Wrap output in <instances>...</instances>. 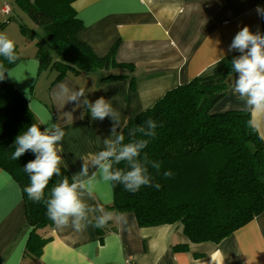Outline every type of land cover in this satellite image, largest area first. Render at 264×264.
Returning a JSON list of instances; mask_svg holds the SVG:
<instances>
[{
	"label": "crops",
	"instance_id": "obj_1",
	"mask_svg": "<svg viewBox=\"0 0 264 264\" xmlns=\"http://www.w3.org/2000/svg\"><path fill=\"white\" fill-rule=\"evenodd\" d=\"M15 1L0 0V21L4 19L3 7ZM257 5L264 7V0H76L72 7L82 25L77 39L99 58L118 43L114 63L125 67L91 74L89 86L79 85L86 82L83 75L69 74L51 82L54 73L39 69L35 40L25 41V35L12 29L10 23L4 31L16 43L23 41L19 46L23 58L4 74V80L27 99L40 124L49 117L57 122L51 92L61 82H68L84 89L90 101L101 96L111 99L121 113L117 131H122L168 90L211 75L221 51L225 56L236 53L227 49L240 28L247 25L255 33L259 27L264 34ZM217 38L220 43L214 46ZM108 75L122 78L104 82L102 78ZM74 106L70 103L63 111ZM228 110L248 111L264 146V112L246 110L232 88L214 107V112ZM81 114L82 119L65 128L62 141L61 155L67 167L62 165L70 176L81 169L82 155L103 148L102 139L109 136L112 127L109 118L89 123L82 107L73 113L74 117ZM112 202V185L104 183L87 199L90 205L103 209ZM30 230L21 191L0 169V264H126L128 260L134 264H264V209L219 243L191 242L177 222L140 228L132 213H112L106 227L89 226L83 232L71 228L58 231L51 221L50 240L34 263L23 258Z\"/></svg>",
	"mask_w": 264,
	"mask_h": 264
},
{
	"label": "trees",
	"instance_id": "obj_2",
	"mask_svg": "<svg viewBox=\"0 0 264 264\" xmlns=\"http://www.w3.org/2000/svg\"><path fill=\"white\" fill-rule=\"evenodd\" d=\"M75 2L16 0L7 13L2 12L0 33L14 41L17 60L10 64L0 56V72H8L23 58L19 55V45L4 31L6 24L20 20L16 10L34 24L29 30L27 23L20 22L21 35L32 32L31 36L37 39L35 31L41 29L44 33L34 41L35 58L41 71L54 73L51 82L69 74L89 76L101 70L125 67L114 63L118 43L105 57L99 58L77 39L82 25L72 7ZM237 55L238 52L225 56L221 63H216L211 75L196 77L168 90L124 127L122 132L127 142L129 129L143 125L148 119L157 123L156 135L147 138L149 143L144 152L150 161L160 163V169L149 166L152 186L141 187L136 193L126 191L123 185L111 184L113 202L104 207L105 211L116 215L132 213L140 228L177 222L191 242L213 243H219L262 212L264 146L251 115L244 110L214 112L215 105L233 88L236 74L230 61ZM120 78L122 76L108 75L102 80ZM81 107L88 122L94 123L87 109ZM32 123L42 126L31 112L27 99L11 84L0 81V169L21 191L25 221L31 228L23 258L34 263L50 240L51 220L46 215L45 205L33 202L24 192L30 181L23 168L34 155L26 152L18 160L11 159L16 136ZM137 138L142 137L137 134ZM117 167L126 166L121 163ZM169 170L173 175L165 177L163 173ZM61 174L49 182L46 198L58 180L63 176L71 177L63 165Z\"/></svg>",
	"mask_w": 264,
	"mask_h": 264
},
{
	"label": "clouds",
	"instance_id": "obj_3",
	"mask_svg": "<svg viewBox=\"0 0 264 264\" xmlns=\"http://www.w3.org/2000/svg\"><path fill=\"white\" fill-rule=\"evenodd\" d=\"M255 11L264 20V7L257 5ZM219 43L217 38L214 46ZM233 51L239 53L230 61L231 69L236 74L233 94L243 102L246 110L264 112V34L259 27L255 33L247 25L240 28L227 49L229 53ZM0 56L10 64L17 60L14 41L4 33H0ZM224 58L225 53L221 51L216 63H221ZM4 73L0 72V81L5 79ZM51 98L57 108V122H53L51 117L41 121L43 131L42 126L32 123L14 140L12 160H18L26 152H31L35 157L23 168L30 181L24 192L33 202L45 205L46 215L58 231L71 228L83 232L89 226L104 228L112 219V213L90 205L87 199L101 183L123 185L130 193H136L144 186H152L149 166L159 171L160 163L150 161L144 149L149 143L147 138L155 137L157 123L148 119L143 125L129 129V140L125 142L123 132L117 131L120 129L121 113L113 107L111 99L101 96L94 102L90 101L84 89L74 88L68 82L58 84L52 90ZM70 103L75 106L71 111L64 112V107ZM81 106L87 109L93 121L109 118L112 124L110 134L102 139L103 148L93 154L82 155L79 172L70 178L63 176L53 185L46 198L45 189L49 182L54 176L61 177L62 164L67 167L61 155L62 141L66 136L65 128L72 126L75 119H82V114L80 117L73 115ZM137 134L142 138H137ZM121 163L126 167H117ZM163 175L171 177L173 173L169 170ZM155 187L159 189L160 185L155 184Z\"/></svg>",
	"mask_w": 264,
	"mask_h": 264
},
{
	"label": "rangeland",
	"instance_id": "obj_4",
	"mask_svg": "<svg viewBox=\"0 0 264 264\" xmlns=\"http://www.w3.org/2000/svg\"><path fill=\"white\" fill-rule=\"evenodd\" d=\"M8 2V1H7ZM20 14V20L17 22V21H15V22H12L11 23V28L12 29H17L18 31H19V27H18V24L20 23V22H22L23 24L24 23H27L28 25H26L27 26V28L29 29V30H32L31 28H33L34 27V24H31L32 23V21L30 20L29 21V18L27 17V16H25V15H23L22 13H19ZM8 24H6V26H7ZM34 31V30H33ZM37 34H38V38L36 39V38H33L32 36H31V34H32V32H26V33H24L25 34V41H32L33 39L35 40V42L36 41H38L41 37H43L44 36V33H43V31L41 30V29H39V30H37V31H35ZM31 38H33L32 40H30ZM22 43H23V41H19V43H17V44H19V46H21L22 45ZM33 48L34 49H36L35 48V44L33 45ZM55 57V56H54ZM112 69H114V68H112ZM91 77H92V75H89V76H83V79H85L86 80V82H85V84L83 83H80L79 82V85L80 86H82V87H84V86H89L90 84H89V82H87V81H89L90 79H91Z\"/></svg>",
	"mask_w": 264,
	"mask_h": 264
},
{
	"label": "built area",
	"instance_id": "obj_5",
	"mask_svg": "<svg viewBox=\"0 0 264 264\" xmlns=\"http://www.w3.org/2000/svg\"><path fill=\"white\" fill-rule=\"evenodd\" d=\"M9 10H10L9 6H8V5H5V6L3 7L2 12L7 13ZM126 264H134V262L131 261V260H128V261L126 262Z\"/></svg>",
	"mask_w": 264,
	"mask_h": 264
}]
</instances>
